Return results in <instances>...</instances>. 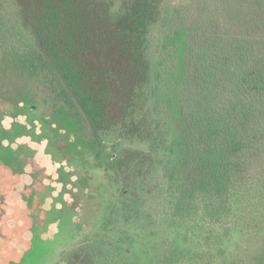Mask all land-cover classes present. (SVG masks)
Wrapping results in <instances>:
<instances>
[{
	"label": "rangeland",
	"instance_id": "rangeland-1",
	"mask_svg": "<svg viewBox=\"0 0 264 264\" xmlns=\"http://www.w3.org/2000/svg\"><path fill=\"white\" fill-rule=\"evenodd\" d=\"M194 1L172 0L176 10L153 33V83L170 103L161 111L169 139L178 133L190 35L205 30L197 23L215 17L218 5L196 0L211 3L200 13ZM11 3L3 11L16 21ZM234 3V19L264 22V0ZM16 29V45L0 47V264H76L67 255L79 246L98 251L104 264H264V161L248 155L240 191L221 200L214 217L198 202L174 222L166 190L122 196L111 157L152 147L117 134L96 140L46 61L26 58L29 39ZM62 111L75 132L63 126Z\"/></svg>",
	"mask_w": 264,
	"mask_h": 264
},
{
	"label": "trees",
	"instance_id": "trees-1",
	"mask_svg": "<svg viewBox=\"0 0 264 264\" xmlns=\"http://www.w3.org/2000/svg\"><path fill=\"white\" fill-rule=\"evenodd\" d=\"M10 2L16 21L3 11L2 3ZM191 4L203 13L211 3ZM218 5H211L215 17L197 23L205 30L190 35L175 139L161 118L170 103L153 83V33L176 10L172 0H0V47L16 45L19 24L29 39L26 58L46 61L96 140L117 134L152 147L111 157L122 196L166 190L174 222L198 202L214 217L221 200L240 191L248 155L264 161V22L252 27L234 19V0ZM61 113L63 126L75 132L77 124ZM85 249L76 247L67 257L76 256V264L105 263L98 251Z\"/></svg>",
	"mask_w": 264,
	"mask_h": 264
}]
</instances>
